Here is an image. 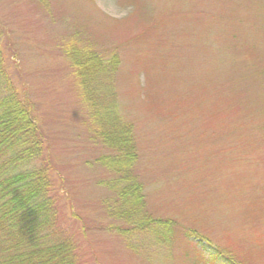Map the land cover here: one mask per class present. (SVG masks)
Returning <instances> with one entry per match:
<instances>
[{"label":"rangeland","instance_id":"obj_1","mask_svg":"<svg viewBox=\"0 0 264 264\" xmlns=\"http://www.w3.org/2000/svg\"><path fill=\"white\" fill-rule=\"evenodd\" d=\"M236 2L138 0L133 9L129 0H0L3 55L47 135V153L65 175L64 213L72 206L95 225L84 228L87 264L186 262L178 242L144 257L131 250L129 239L98 230L108 221L99 204L109 195L99 185L107 173L91 163L102 151L90 139L83 88L58 48L73 33L104 57L118 54L114 78L101 76L84 88L99 104L109 81L118 114L132 122L139 153L134 170L151 215L205 234L211 246L243 264H264V92L248 95L243 89L254 85L237 71L256 59L246 52L249 43L260 45L229 22ZM132 244L139 248L142 240Z\"/></svg>","mask_w":264,"mask_h":264},{"label":"trees","instance_id":"obj_2","mask_svg":"<svg viewBox=\"0 0 264 264\" xmlns=\"http://www.w3.org/2000/svg\"><path fill=\"white\" fill-rule=\"evenodd\" d=\"M132 2L138 0H129L134 9ZM238 3L239 10L229 22H236L239 35L253 38L260 45L249 43L246 52L256 59L244 61L237 70L243 73L244 83L254 85L243 89L252 96L255 89L264 92V0ZM3 38L0 23V264H87L84 228L94 223L87 224L72 206L68 215L64 213L68 206L64 198L69 197L65 175L47 153L48 138L33 115L31 100L13 82L8 59L3 55ZM58 48L69 60L72 80L83 88L80 95L91 126L90 139L102 151L91 163L107 173L99 185L105 186L109 195L99 204L108 221L98 223V230L104 228L126 242L129 239L131 250L144 257L155 250L156 254L168 252L178 242L179 246H174L182 251L178 256L184 257L186 264H243L232 252L211 246L205 234L181 227L170 218L153 217L148 211L142 183L134 170L139 153L132 122L118 114L109 81L111 93L104 94L99 104L84 88L101 76L113 79L120 65L118 54L113 51L104 57L106 54L99 53L80 33H73L69 42H62ZM15 57L9 58L14 69ZM260 117L259 132L264 133V104ZM138 240L142 245L136 248L132 241Z\"/></svg>","mask_w":264,"mask_h":264}]
</instances>
